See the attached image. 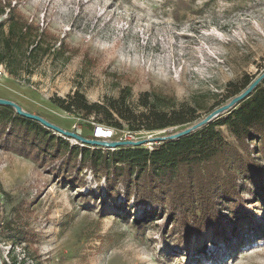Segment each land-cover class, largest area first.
<instances>
[{
	"label": "rangeland",
	"instance_id": "1",
	"mask_svg": "<svg viewBox=\"0 0 264 264\" xmlns=\"http://www.w3.org/2000/svg\"><path fill=\"white\" fill-rule=\"evenodd\" d=\"M9 6L44 29L51 52L28 64L19 55L18 77L0 64V97L86 138L96 137L95 115L68 112L52 97L78 90L89 102H103L126 88L130 104L140 109L142 93L160 94L166 105L176 99L197 107L199 118L176 126L179 132L233 99L221 103L227 83L246 75L254 81L264 72V0H0V12ZM101 124L116 130L112 140L169 135L167 129L133 131L125 122L121 129ZM221 129L234 141L226 126ZM95 148L106 156L118 149ZM58 163L0 145V257L23 258L25 264H264V210L255 209L257 204L251 206L248 225L236 232L241 237L222 222L218 232L208 227L186 246L182 233L170 234L162 207L154 216L149 204L134 209L133 199L105 196V176L90 168L80 174L87 186L79 188ZM120 201L129 204L128 220L114 208ZM224 229L231 231L230 248H223ZM5 233H32L33 239L12 246ZM250 233L253 237L246 239ZM214 247L217 256L210 254Z\"/></svg>",
	"mask_w": 264,
	"mask_h": 264
},
{
	"label": "trees",
	"instance_id": "2",
	"mask_svg": "<svg viewBox=\"0 0 264 264\" xmlns=\"http://www.w3.org/2000/svg\"><path fill=\"white\" fill-rule=\"evenodd\" d=\"M44 32L43 28L17 13L15 6L3 9L0 12V64H4L11 75L22 76L18 67L22 62L19 55H25L28 64L36 55L51 52ZM21 68L28 74L33 73L28 66ZM252 81L246 75L227 83L221 103L239 95ZM130 95V89L124 88L118 97L89 102L77 90L66 97H52L51 101L71 113L95 115V123L121 129L125 122L133 131L167 129L168 134H172L176 126L199 118L197 107L186 102L177 104L176 99L172 100V105H166L163 100L168 99L149 91L141 94L138 104L141 108L135 109L130 104ZM223 126L234 136V141L223 133ZM152 143L150 148L120 146L112 155L106 156L95 145L71 144L69 137L18 113L10 105L0 104V145L38 161L59 162V167L63 166L69 175H73L69 181L77 182L79 188L88 183L80 176L85 169L98 173L99 178L104 175L105 196L122 195L125 202L133 199L134 209L146 208L149 204L153 210L149 214L154 216H158V208L162 207L169 216L170 234L182 233L179 239L186 240V246L193 234L201 236L208 227H214L218 232L222 222L232 224V232L240 236L236 232L248 225L251 206L257 204L260 207L255 209L264 210V79L248 97L201 128L177 139ZM85 201L91 202L88 198ZM102 202L107 208L106 198ZM126 205L129 204L120 201L114 208L128 220V216H124ZM227 210L232 221L227 220ZM240 220L242 222L236 227ZM139 221L134 218V224H140ZM10 230L15 229L9 225ZM230 232L223 230V234H227L225 239L228 238L223 248L233 246L229 241ZM5 234L12 246L33 239L32 233ZM252 235L248 234L246 239ZM216 252H219L218 247L210 251L211 256H217ZM22 260L1 256L0 264H25Z\"/></svg>",
	"mask_w": 264,
	"mask_h": 264
},
{
	"label": "water",
	"instance_id": "3",
	"mask_svg": "<svg viewBox=\"0 0 264 264\" xmlns=\"http://www.w3.org/2000/svg\"><path fill=\"white\" fill-rule=\"evenodd\" d=\"M263 79H264V72L256 80H254L244 91H242L239 95L235 96L230 102L218 107L217 109H215L214 111L209 113L205 118L194 123L190 127L186 128L184 130H181L179 132L169 134L165 137H152L149 139H141V140H132V139H120V140H102L101 139L100 140L98 138L97 139L86 138L78 132L66 130V129L50 122L49 120L45 119L41 115H38V114L24 110L21 105H19L18 103L14 102L10 99L0 97V104L10 105V106L14 107L18 113H20V114H22L28 118L35 119V120L41 122L42 124H44L46 127L53 129L56 133H59L60 135L67 136L69 138H73V139H75V140H77L83 144H91V145L101 144V145L107 146L109 148H118L120 146H127V145H129V146H141V145L146 144L148 141H151V142L160 141V140L167 139V138L177 139V138H180L182 136L188 135L191 132L201 128L202 126H204L208 122L212 121L218 115L225 113L226 111L230 110L235 105H237L240 101H242L246 97H248Z\"/></svg>",
	"mask_w": 264,
	"mask_h": 264
},
{
	"label": "built area",
	"instance_id": "4",
	"mask_svg": "<svg viewBox=\"0 0 264 264\" xmlns=\"http://www.w3.org/2000/svg\"><path fill=\"white\" fill-rule=\"evenodd\" d=\"M94 126V134L96 135V138L105 140H112L114 138L116 133V130L114 128L99 123H95ZM120 139H123V137H121Z\"/></svg>",
	"mask_w": 264,
	"mask_h": 264
}]
</instances>
